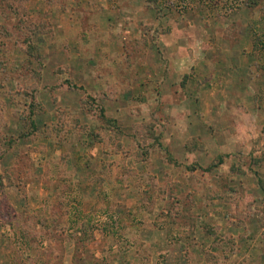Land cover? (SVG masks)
Instances as JSON below:
<instances>
[{
	"label": "rangeland",
	"instance_id": "374dc122",
	"mask_svg": "<svg viewBox=\"0 0 264 264\" xmlns=\"http://www.w3.org/2000/svg\"><path fill=\"white\" fill-rule=\"evenodd\" d=\"M26 7L33 61L0 11V264H264V0Z\"/></svg>",
	"mask_w": 264,
	"mask_h": 264
},
{
	"label": "trees",
	"instance_id": "16d2710c",
	"mask_svg": "<svg viewBox=\"0 0 264 264\" xmlns=\"http://www.w3.org/2000/svg\"><path fill=\"white\" fill-rule=\"evenodd\" d=\"M17 1H19L20 3H16ZM27 1L28 0H0V11L3 12L4 18L6 20H8V19L12 18V16L16 17V22H12V23L4 22L3 25L1 26V31L5 35H7V37H10V38L16 40V42H18L20 44V46H23L25 52L30 56L29 60L33 61V58L36 59L39 55L38 51H37L36 43L33 40V33H34V30L36 28H38L40 24H36V22H34L32 20L29 12L27 11V7H26ZM150 1H153L154 3L158 2V0H150ZM257 1L259 2V0H249V5L251 2L256 4V3H258ZM247 3H248V1H247ZM18 35H20L19 39H17ZM259 40H261V39H259ZM257 42H258V40H257ZM256 46H258V45L256 44ZM36 101H37V99L35 97L34 101L32 102V107H33V104L34 105L36 104ZM86 101H87V103H89L88 101H90V100H86ZM34 109L31 111V114H36V113L41 112L43 110V107H42V105H39V106L34 107ZM99 114H100L99 115L100 118L104 122L107 123V125L110 127V129L112 131H114V136L117 138L118 141H120L122 139V137H124L126 135H130V136L136 138L138 133H142V132H146V133L150 134L151 136H153L155 138L156 141L159 138L158 134L155 133V131H153L152 126L135 125V126H131V127H125V126L120 125L118 123L117 119H115L113 117H109L106 114V110L103 106L101 107ZM194 142H195L196 146H204V145H200L196 141H194ZM150 148H151L150 146L143 147V148L139 149L138 153L142 157L148 156L149 152H150ZM222 162H223V158L220 157L216 162L211 163L208 167H203L201 165L197 166V165L193 164L190 168L191 169L200 168L203 171H213ZM98 178L101 179L103 177H98ZM262 185L264 187V181H262ZM211 196H215V197H211V198H222L221 193H215L214 192V194H212ZM152 200L153 199H150V201H152ZM165 216H166V218L171 217L168 214H165ZM111 217H112V215H110V218ZM80 228H81V231L84 230L85 228H87V224L83 221ZM82 236L83 235L80 236L81 239H82ZM187 238H189L188 235L185 237V239L188 241L189 239H187ZM81 239H79V240L81 241ZM87 240H85V239L82 240V242L84 243L83 247H85L86 250H88V245L90 244V242L91 243L93 242L91 240L89 241V239H87ZM107 243H108L107 240H105V243L103 244V246L102 245L99 246L101 251L105 252V248L107 247V245H106ZM186 243H187V246L194 245V243H192L191 240H189Z\"/></svg>",
	"mask_w": 264,
	"mask_h": 264
}]
</instances>
